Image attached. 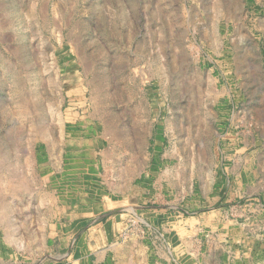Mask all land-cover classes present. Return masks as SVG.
<instances>
[{
    "label": "rangeland",
    "instance_id": "374dc122",
    "mask_svg": "<svg viewBox=\"0 0 264 264\" xmlns=\"http://www.w3.org/2000/svg\"><path fill=\"white\" fill-rule=\"evenodd\" d=\"M0 264H264V0H0Z\"/></svg>",
    "mask_w": 264,
    "mask_h": 264
},
{
    "label": "crops",
    "instance_id": "0c3cea01",
    "mask_svg": "<svg viewBox=\"0 0 264 264\" xmlns=\"http://www.w3.org/2000/svg\"><path fill=\"white\" fill-rule=\"evenodd\" d=\"M98 218H103V216H97L96 217V219H98ZM109 225H111V222H109V223H107V224H104L103 222L102 223H100V224H98V228H108V226ZM110 227V229L112 228V225L111 226H109ZM107 230H103V232H106Z\"/></svg>",
    "mask_w": 264,
    "mask_h": 264
},
{
    "label": "bare ground",
    "instance_id": "6f19581e",
    "mask_svg": "<svg viewBox=\"0 0 264 264\" xmlns=\"http://www.w3.org/2000/svg\"><path fill=\"white\" fill-rule=\"evenodd\" d=\"M12 237V236H11ZM13 238H15V236L13 237ZM72 260V259H71Z\"/></svg>",
    "mask_w": 264,
    "mask_h": 264
}]
</instances>
